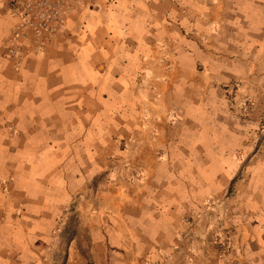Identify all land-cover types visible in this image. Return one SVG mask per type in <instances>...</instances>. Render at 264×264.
Wrapping results in <instances>:
<instances>
[{"label":"crops","instance_id":"obj_1","mask_svg":"<svg viewBox=\"0 0 264 264\" xmlns=\"http://www.w3.org/2000/svg\"><path fill=\"white\" fill-rule=\"evenodd\" d=\"M17 22L0 264H264V0H83L18 66Z\"/></svg>","mask_w":264,"mask_h":264},{"label":"built area","instance_id":"obj_2","mask_svg":"<svg viewBox=\"0 0 264 264\" xmlns=\"http://www.w3.org/2000/svg\"><path fill=\"white\" fill-rule=\"evenodd\" d=\"M82 1L9 0L12 14L18 22L10 40L8 55L16 60V65H20L30 52H41L48 43L64 35L73 10ZM28 39L35 45L26 46Z\"/></svg>","mask_w":264,"mask_h":264},{"label":"rangeland","instance_id":"obj_3","mask_svg":"<svg viewBox=\"0 0 264 264\" xmlns=\"http://www.w3.org/2000/svg\"><path fill=\"white\" fill-rule=\"evenodd\" d=\"M131 164H132V162H128V161H127V162H125L124 166H125L126 169H127V168H129V167L131 166Z\"/></svg>","mask_w":264,"mask_h":264}]
</instances>
